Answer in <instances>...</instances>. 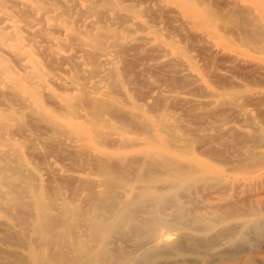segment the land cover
Returning <instances> with one entry per match:
<instances>
[{
    "label": "rangeland",
    "instance_id": "obj_1",
    "mask_svg": "<svg viewBox=\"0 0 264 264\" xmlns=\"http://www.w3.org/2000/svg\"><path fill=\"white\" fill-rule=\"evenodd\" d=\"M1 126L0 153H7L0 154V168L8 169H0V180L5 175L18 183L13 169L36 178L34 185L20 184L25 199L36 204L52 195L70 210L71 222L87 205L80 202L87 192L100 194L104 179L114 181L88 174L93 159L102 156L117 171L148 152L194 163V177L180 188L187 208L203 218L220 210L241 214L209 232L211 242L220 241L212 258L264 264V0H0ZM173 143L184 152L168 147ZM236 160L244 166L240 172ZM83 180L95 185L82 182L86 189ZM8 192L0 185L3 209ZM9 209H0V263L19 264L13 258L25 254V264H38L40 255L48 260L57 246L21 244L24 235H34L11 220L15 209ZM254 220L261 224L258 236L241 226ZM230 225L240 232L232 241ZM226 248L239 250L238 260L228 263Z\"/></svg>",
    "mask_w": 264,
    "mask_h": 264
},
{
    "label": "bare ground",
    "instance_id": "obj_2",
    "mask_svg": "<svg viewBox=\"0 0 264 264\" xmlns=\"http://www.w3.org/2000/svg\"><path fill=\"white\" fill-rule=\"evenodd\" d=\"M251 29H253V28H251ZM246 32H248V30ZM249 32H250V30H249ZM97 44L98 43H96V45ZM25 105H24V107H25ZM19 107H20V105H19ZM94 110H95V108H94ZM112 112H114V111H112ZM1 128H2V126L0 127V129ZM53 130H54V128H53ZM61 130H62V132L64 131V129H61ZM61 134H63V133H61ZM64 134H66V132ZM108 137H110V136H108ZM175 138H177V137H175ZM174 144H176V143H173L168 147L175 148L177 146L176 149H178V151L180 150V152L182 153V151H183L182 147L184 145H179V147H178V145L175 146ZM118 146H120V145H118ZM118 146H115V147H118ZM121 146H122V144H121ZM104 147H106V145ZM120 147H118V148H120ZM85 148H87V147H85ZM186 148L187 147H185L184 149H186ZM79 149H80V147H79ZM81 149L83 150L84 148H81ZM83 151H86V149ZM249 152H250V150L248 149V153ZM3 153L6 154L7 152L5 151ZM3 153L2 154L0 153V154L4 155ZM158 153L159 152H157V154ZM79 154H81V153H79ZM88 154H89V152H88ZM155 154H152V152L151 153L148 152V153L143 154V155L141 154L142 156H140V158L138 157L139 156L138 155L137 157L139 159H136L134 161L131 160L132 161L131 163H129L130 162L129 160H128L129 162L126 160L128 162L127 165L125 164L127 162L121 163V161H120L121 159H120L119 160L120 164L121 165L125 164V165H123L125 167L123 168V166H122L123 169L118 168V169H121L118 171H117V169L114 170L112 168L113 166L111 164H110V167L107 166V164L109 165V163L103 162V159H101L102 156H101V158H96L97 160L93 159L94 164L90 163V166H91V164H92V166H94L93 169H91V171H93V172L90 173L88 171V174H94L95 175L97 173V174H101L104 176L111 175V176H113L112 178L114 179V181L113 182L105 181V179L103 178L104 179L103 181L105 183L103 182L104 183L103 184L101 182L102 183L101 186L104 185L105 191L103 190V192H100V194H97V193H95V191L90 190L89 195L87 192L86 200L85 199L83 200V197H82L83 201L80 200V202L82 204L85 203L84 201L88 200V202H86L87 205L83 204L82 207L79 206V207H81L80 212L78 214L73 213L74 216L72 218V220H73L72 222L69 221L70 216L65 217V216H67L66 214H69L70 210H66L67 209L66 206H65L66 209H64L61 204L58 205L56 203V198L54 196L52 197V195L47 197V198H44L45 200L43 198H41L40 200L36 201V204H33L31 201H28L25 199L27 197L25 194V189L21 190L22 186H20V184L23 182H25V183L29 182V183H27L29 185H31L32 183L36 184V181H37L36 178L28 177L26 175L24 176L22 174L23 172H20V170L17 171L14 169L11 171L12 172L15 171L16 177L19 176V177H17L19 179L18 183H17V180L14 181V180L10 179V177H6L5 175L3 177L1 176L0 185L5 186V188L7 187L8 191H9L8 192L9 198L7 199L6 205H4V206H7L6 207L7 210H8V208L11 209V207H14V209H15V210L13 209L14 215L12 214L13 216L12 215L10 216V218L12 217L11 220H13L14 222L15 221L18 222L20 225L21 224L24 225L25 226V227H23L24 233H25V231H27L26 233L31 232L34 235V237H32L34 239H31L30 235H29V238H27V234L24 235L25 237H23L24 238L23 240L19 239L20 237H18V239L21 240L20 242H22L21 244H24V243L27 244L26 241L28 239L31 242L33 240L34 243H36L37 241H38V243H39V241L46 242V246L48 244L55 245V247L57 246L53 255L48 256V254L46 253V256L48 258V260H46V261H44V259L41 257L42 255L37 254L36 256L40 255V257H38L39 260H37L38 264H62V263L73 264L74 261H78L81 264H128V263L130 264V262H135V264H156V262H158L160 260H162V263H163V261H166L168 259H174L173 262L170 261L171 262L170 264H212L214 261H216L214 263L217 264L218 260L213 259L212 258L213 256L210 255V252L213 249V247H215L217 245L218 240L214 239L215 241H217L216 243L211 242L212 240H210L211 237L209 238V232L211 231V229L214 227L215 224L227 223L229 220L239 219V217H241V214H239L235 210L232 211L231 213L225 212L224 210L223 211L220 210V211H217L213 215V217H207V218L204 217L203 218V216L199 217V216H196L197 214L194 215L192 210H189L187 208L188 203L185 201L186 196L183 195V193L180 191L182 184L185 183L187 180H189L191 177L192 178L194 177L193 175L197 171L195 169V167L193 166L194 163H191L192 164L191 165L190 162H186L187 160L184 161L186 163H183V162H181L180 158H178L177 156L171 158V157L162 156V154H160V153H159L160 155H158V156ZM219 154H220V152H219ZM82 155H84V157H85V154L82 153ZM242 155H243V153H242ZM86 156H87V154H86ZM5 157H6V155H5ZM98 157H100V156H98ZM240 157H244V156L239 155V158ZM103 158H104V156H103ZM255 158H257V157H255ZM80 159L82 160V158H80ZM98 159L99 160L101 159V161H98ZM104 160H105V158H104ZM111 161H112V159H111ZM252 161H254V160H252ZM14 162L15 161H13V163ZM85 162H86V160H85ZM223 162H225V160ZM82 163H83V161H82ZM222 163H220V164H222ZM230 163H231V167H232V162H230ZM237 163L238 164H236V163L235 164L238 166L239 171L237 170V166H233V167H235L237 172H240L239 167L241 168L244 166L242 165V163L239 164L238 161H237ZM114 164L116 165V162H114ZM120 164L118 163V165H120ZM215 164H216V162H215ZM224 164H227V163H223L222 165H224ZM228 165L230 166V164H228ZM83 166H84V164H83ZM2 167L0 169H2L3 171L8 169L7 167H6L7 169L5 167H3V168ZM119 167H121V166H119ZM222 167H224V166H222ZM116 168H117V166H116ZM81 169H82V167H81ZM205 169H207V168H205ZM207 170H209V169H207ZM242 170L243 169L241 168V171ZM11 171H8V172H11ZM27 172H29V171H27ZM101 175H99V176H101ZM104 176H102V177H104ZM205 178H207V177H205ZM205 180H207V179H205ZM214 180H215V178H214ZM38 181H40V180H38ZM80 182L82 183V182H86V181L83 180ZM81 183L79 185H81ZM86 183H89V181H87ZM86 183H82V184L84 185ZM91 183L92 182L90 180L89 185ZM34 184H32V185H34ZM61 184H63V183H61ZM127 184L134 185L135 186L134 191L125 188V185H127ZM69 185H71V183ZM83 185H81L82 188H83ZM94 185H95V183L93 182L92 186H94ZM40 187H42V186H40ZM62 187H63V185H62ZM75 187H77V186H75ZM33 188L34 187H32V189ZM67 188H69V186ZM84 188H86L85 185H84ZM184 188L186 189L185 186H184ZM184 188H182V190ZM52 189H54V188H52ZM69 189H71V188H69ZM88 189H90V188H88ZM17 190H21V191L17 192ZM196 190H199V189L197 188ZM34 191H32V192H34ZM50 191H51V189H50ZM75 191H73L72 197L76 193ZM67 192H69V191H67ZM44 193H45V191H44ZM53 195H55V194H53ZM56 196H58V195H56ZM75 196H77V195H75ZM84 197H85V195H84ZM1 199H3V198H0V200ZM73 199L76 200L75 198H73ZM69 200H70V197H69ZM72 201L73 200H71V202ZM192 203H193V199H192ZM79 205H80V203H79ZM222 206H224V205H221V207ZM2 207L0 206V209L3 212V210L5 211L6 208L3 209ZM72 207L74 208V206H72ZM229 208H231V207H229ZM236 208H237V206H236ZM240 208H238V210H240ZM51 209L55 210L56 213L59 212L58 216H57V214L56 215L51 214L50 213ZM233 209H235V208L233 207ZM7 210H6V213L9 214L10 211L8 213ZM217 210H218V208H217ZM3 214H4V212H3ZM209 214H211V213H209ZM62 215H64V216L61 219L60 217ZM254 216H257V215L254 214ZM240 222H242V221H240ZM249 224L250 225L247 226L246 224L243 223L241 226L246 227L248 230H250L251 233L254 232V233H256V235H257V233H260V231H262L261 230V224L258 223L256 220L252 221ZM3 226H5V225H3ZM241 226H238V227H241ZM230 227H231V225H230ZM230 227H229V229L231 231V228H233L234 225L231 228ZM6 228H8V227H6ZM9 228L11 229V227H9ZM75 228L79 229L80 233H81L80 235H78L76 237H74L75 235L74 236L72 235V233L75 232V231H73ZM234 228H233V232H230L231 238L229 239V241H232L233 237L235 235H237L238 233L240 234V232L234 231ZM225 231L226 230H224V232ZM15 233L18 234V231H16ZM0 234H2V233L0 232ZM221 234L219 235V237L221 236ZM224 234L225 233H223V236H224ZM10 235H11V239L14 240V238H12L13 237L12 233ZM228 235H226V236H228ZM35 236H36V238H35ZM69 237H72V239H73L71 242H69L67 240V238H69ZM213 238H215V237H213ZM0 239H2V238H0ZM224 239H225V237H224ZM245 239H246V237H245ZM252 239H251V241H252ZM12 240H11V242H12ZM3 241L5 242L7 240H3ZM0 244H1V242H0ZM12 245H13V242H12ZM36 245H39V244H36ZM235 245H237V244H235ZM16 246H17V243H16ZM19 246H21V245H19ZM24 246L25 245H23V247H21V248L24 249ZM238 246H241V245L238 244ZM238 246H236L235 248H237ZM37 248H40V247H37ZM34 249H35V246H34ZM48 249H46V250H48ZM226 250H227V248L225 249V253H227V254H225L223 252V250L220 252V254L221 253L225 254V258H227V261L229 259L228 263L230 262V259H232V258H235L234 260L237 259L236 257L239 255L238 254L239 250L237 251V253L230 252V251H229L230 252L229 253L228 251L226 252ZM18 252L19 251H17V253ZM76 252H80V255L78 257H74V254ZM0 253H1V249H0ZM14 253L16 254V252H13L12 254H14ZM7 254H8L7 256H9V257L10 256L14 257V255H11L9 252ZM49 254H50V251H49ZM5 255H6V253H5ZM213 255L215 256V254H213ZM217 255H218V253H217ZM221 255H219V256H221ZM21 257L19 259V257L16 256V258H13V260L15 261L18 258V261L20 260L22 263V260H23L22 264H25L24 263V262H26V260H24L25 257H24V259H23V257L22 258ZM2 258H0V259H2ZM6 258H8V257H6ZM211 259H213L214 261L212 262ZM216 259H219V258H216ZM234 260H232V261H234ZM1 261L2 260H0V262ZM20 261H19V264H21ZM227 261L224 263H227ZM7 262H9V261H7ZM10 262H12L14 264L13 261L10 260ZM16 262H17V260H16ZM0 264H5V262L0 263Z\"/></svg>",
    "mask_w": 264,
    "mask_h": 264
}]
</instances>
